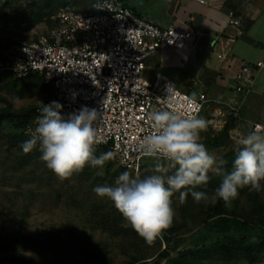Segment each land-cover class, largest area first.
<instances>
[{"label": "rangeland", "instance_id": "rangeland-1", "mask_svg": "<svg viewBox=\"0 0 264 264\" xmlns=\"http://www.w3.org/2000/svg\"><path fill=\"white\" fill-rule=\"evenodd\" d=\"M64 2L87 8L89 0H0V233H68L83 241L104 264L151 261L165 248L161 235L151 244L145 243L111 201L93 191L96 186H112L124 171L134 175L119 159L113 156L102 167L86 165L61 180L41 161L38 146L28 153L21 149L29 138L10 115L33 118L37 108L54 96V91L38 75L17 78L6 67L11 63L14 44L35 41L45 34L55 24L56 13ZM200 117L206 120L208 110ZM226 123L219 130L207 124L200 133V142L225 161V170H230L238 145L233 139L232 124ZM105 152L110 150L97 147L95 154ZM157 163L166 166L156 157L143 158L136 175L151 174ZM209 177L206 186L193 190L204 191L211 197L221 178L211 171ZM172 207L174 216L168 228L183 237L181 249L189 251L178 264H264V244L252 243L245 250L238 247L236 240L227 239L223 247H199L207 235L203 222L212 213L237 216L261 227L264 187L259 192L241 188L227 205L220 199L215 204L198 202L190 193L181 202L180 193L176 192ZM12 256H23L29 264H101L76 256L60 258L51 251L27 247L0 251V264H13Z\"/></svg>", "mask_w": 264, "mask_h": 264}, {"label": "built area", "instance_id": "built-area-1", "mask_svg": "<svg viewBox=\"0 0 264 264\" xmlns=\"http://www.w3.org/2000/svg\"><path fill=\"white\" fill-rule=\"evenodd\" d=\"M98 2L89 0L87 8L63 3L55 24L45 34L35 41L14 44L6 69L17 78L40 76L54 91L44 104L59 102L65 116L82 106L95 109L98 119L94 126L106 140L96 148L107 147L134 175L142 159L150 157L138 146V140L152 131L149 113L172 105L187 116L192 113L188 101L194 98L200 105L197 115L207 109L205 121L216 130L222 129L229 117L235 122L239 119L251 74L264 67L263 60L243 63L227 100L211 106L205 93L184 92L161 71L151 79L144 76L148 57L166 48H182L192 36L190 30L158 26L136 15L121 0H107L104 9L95 7ZM227 21L234 29L230 41L243 35L234 10H228ZM40 108L22 128L28 138ZM256 125L260 123H254L251 130Z\"/></svg>", "mask_w": 264, "mask_h": 264}, {"label": "clouds", "instance_id": "clouds-1", "mask_svg": "<svg viewBox=\"0 0 264 264\" xmlns=\"http://www.w3.org/2000/svg\"><path fill=\"white\" fill-rule=\"evenodd\" d=\"M107 0H99L96 8L104 9ZM190 115H182L172 105L148 114L152 131L138 140L141 151L150 157L166 162L157 163L151 174L131 175L122 172L112 186L93 188L99 197L109 199L133 230L151 244L172 223L174 209L172 196L180 193L181 202L187 194L195 201L211 202L218 199L226 205L234 200L239 189L261 191L264 185V127L256 125L236 139L238 145L230 170H225L218 159L200 142V133L207 127L199 117L200 105L195 99ZM57 101L41 104L36 127L21 149L28 153L38 146L40 159L61 180L81 171L86 165L102 167L113 157L112 152L95 154L96 146L105 143L94 126L98 112L87 106L63 115ZM218 175L220 183L209 195L193 190L206 186L209 172Z\"/></svg>", "mask_w": 264, "mask_h": 264}, {"label": "crops", "instance_id": "crops-1", "mask_svg": "<svg viewBox=\"0 0 264 264\" xmlns=\"http://www.w3.org/2000/svg\"><path fill=\"white\" fill-rule=\"evenodd\" d=\"M132 11L161 27L190 30L182 48H166L146 60L144 76L161 71L190 94L203 92L212 106L227 100L235 86L234 76L243 63L264 61V0H121ZM232 9L241 20L243 35L233 41L228 25ZM243 94L240 117L232 124L236 134L251 131L254 123L264 127V67L252 72Z\"/></svg>", "mask_w": 264, "mask_h": 264}, {"label": "trees", "instance_id": "trees-1", "mask_svg": "<svg viewBox=\"0 0 264 264\" xmlns=\"http://www.w3.org/2000/svg\"><path fill=\"white\" fill-rule=\"evenodd\" d=\"M10 116L21 129L31 119L15 114ZM227 123L233 124L234 119L229 117ZM260 225L261 227H257L237 216L212 213L203 222V229L207 235L203 237L199 247L206 248L208 245L223 247L225 240L234 239L238 242L239 248L248 250L252 243L264 244V220L260 221ZM161 237L164 240L165 248L153 260L141 261L136 264H178L180 258L189 252L186 249H181L183 237L175 235L172 229L164 230ZM18 247L44 249L55 253L60 258L76 256L96 261V263H105L103 259L89 251L83 241L68 233L35 236L25 235L17 230L5 234L0 233V251L15 250ZM11 261L13 264H29L23 256H12Z\"/></svg>", "mask_w": 264, "mask_h": 264}]
</instances>
